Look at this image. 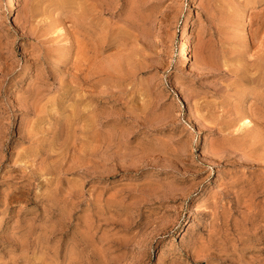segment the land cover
<instances>
[{"label": "rangeland", "instance_id": "374dc122", "mask_svg": "<svg viewBox=\"0 0 264 264\" xmlns=\"http://www.w3.org/2000/svg\"><path fill=\"white\" fill-rule=\"evenodd\" d=\"M0 264H264V0H0Z\"/></svg>", "mask_w": 264, "mask_h": 264}, {"label": "bare ground", "instance_id": "6f19581e", "mask_svg": "<svg viewBox=\"0 0 264 264\" xmlns=\"http://www.w3.org/2000/svg\"><path fill=\"white\" fill-rule=\"evenodd\" d=\"M14 6H15V0H6V8H7V10L8 11H11L13 8H14ZM245 27H246V25H245V23L243 24V29L245 30ZM247 28V27H246ZM185 34V33H184ZM188 59V56L187 55H184L183 56V60H184V62H186V60ZM64 61H66V60H64ZM245 122H247V123H249L250 122V120L248 119V118H246L245 119ZM251 123V122H250ZM248 126V125H247ZM254 166V165H253Z\"/></svg>", "mask_w": 264, "mask_h": 264}]
</instances>
